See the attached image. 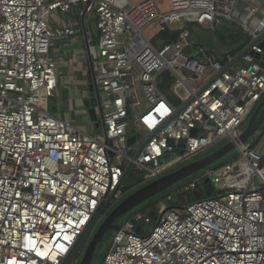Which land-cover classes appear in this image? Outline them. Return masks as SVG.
I'll use <instances>...</instances> for the list:
<instances>
[{"label":"built area","instance_id":"built-area-1","mask_svg":"<svg viewBox=\"0 0 264 264\" xmlns=\"http://www.w3.org/2000/svg\"><path fill=\"white\" fill-rule=\"evenodd\" d=\"M241 2L169 0L163 11L156 0H0V264H60L101 201L113 190L111 205L125 196L117 186L128 164L145 184L237 136L264 94V68L250 53L263 54L252 43L264 32V9L248 4L238 18ZM74 9L78 20L52 26L54 15ZM87 15L99 32L89 53L105 133L91 120L56 116L49 105L59 86L52 50L78 34ZM222 20L250 35L233 66L242 52L223 61L192 38L191 26L214 35ZM155 25L179 32L177 40L157 48L144 36ZM164 73L174 78L169 94L160 88ZM254 135L260 140L241 145L237 158L208 170L204 182L179 187L194 191V202L176 205L168 193L156 209L120 224L101 264H264V144L257 149L264 126ZM180 140L182 154L175 152ZM208 178L215 187L198 195ZM67 232L75 239L53 262L50 239Z\"/></svg>","mask_w":264,"mask_h":264},{"label":"water","instance_id":"water-1","mask_svg":"<svg viewBox=\"0 0 264 264\" xmlns=\"http://www.w3.org/2000/svg\"><path fill=\"white\" fill-rule=\"evenodd\" d=\"M192 38L194 39L196 45L202 47L204 52H215L219 56H224L227 51L220 46L214 35L212 33H203L198 29H194L192 33ZM252 45H257L263 50V54L258 52L250 51L251 54L255 55L257 60L261 61V67L264 68V32L259 35V37L252 43ZM251 46L248 48L250 49ZM89 49V48H88ZM247 51L242 52L235 58V60L230 64L233 66L241 60V58L246 54ZM91 61V69L94 77V91L96 94V101L98 104V112L95 107L89 109L90 119L95 123L96 127H102L105 133V127L103 125V111L101 108V96L99 88L95 83L94 67L92 62V57L89 53ZM194 58H202V52H196L193 56ZM195 77V76H194ZM264 124V98L258 103L257 107L253 111L250 119L247 122L245 128L240 131L234 139H229L227 142L222 144L219 148L212 152L201 155L196 159H191L178 165L177 168L170 170L164 175L148 182L142 184V186L135 188L125 196L115 205H111L112 196L115 190L111 191L100 203L97 210L93 214L91 220L85 227V229L78 236L76 242L71 247L68 254L61 260L60 264H72L77 262V264H94L95 256L98 247L101 245L105 237L120 228V221L127 216L130 212L136 208L147 203L151 199L160 195L161 193L178 186L180 183L193 177L200 171L206 170L214 165H216L221 160L227 158L235 149H238L241 145L245 144L254 133L259 130ZM196 129H193L191 134L196 135ZM136 137L132 136L129 138V143L135 142ZM149 138H145L140 144L137 151L134 153L136 157L140 151L143 149L145 144L148 142ZM169 146H174V140H168ZM185 140H180L175 152L182 154L184 152ZM130 154L132 151L129 152ZM109 156H113V151H109ZM176 156V154H175ZM168 156L165 157L167 159ZM132 170V163L128 164L124 170V174L120 180L117 189L120 188L125 179L128 177ZM206 183L210 182L208 178ZM201 190H204V186H199ZM196 200V194L194 191H187L185 193H179L175 198L176 205H181L184 203H191ZM108 211V212H107ZM107 214L104 216V214ZM151 216L154 212L150 213Z\"/></svg>","mask_w":264,"mask_h":264},{"label":"crops","instance_id":"crops-1","mask_svg":"<svg viewBox=\"0 0 264 264\" xmlns=\"http://www.w3.org/2000/svg\"><path fill=\"white\" fill-rule=\"evenodd\" d=\"M156 1L161 10L167 11L169 9V0ZM248 4L259 5L264 9V0H242L238 10V18L246 13L245 8ZM262 16V13H258L257 18ZM74 19H79L75 9L68 14L54 15L51 24L52 26L61 25ZM256 24L257 19L255 18L251 25ZM153 27H155V35L158 36V40L155 43L151 42V40L150 42L156 47L168 44L165 35H163L164 31H161L157 25L147 30ZM78 31L79 33L75 36L59 40L57 46L52 50L53 55L59 62V86L50 100L51 108L58 116L75 124L91 120L89 109L92 107H95L98 112L88 49L90 45L97 43L99 37L95 18L87 15L83 20H80ZM144 36L148 40L145 34Z\"/></svg>","mask_w":264,"mask_h":264},{"label":"rangeland","instance_id":"rangeland-1","mask_svg":"<svg viewBox=\"0 0 264 264\" xmlns=\"http://www.w3.org/2000/svg\"><path fill=\"white\" fill-rule=\"evenodd\" d=\"M149 30H150V31H149ZM149 30L145 31L144 34L147 36V38H148L149 41L151 40V42L155 43V42L158 40V39H157L158 36L155 35V34H156L155 27H153V28H151V29H149ZM157 48H161V47H157ZM243 64H244V62H243ZM167 93L169 94V90H168ZM263 98H264V94H263L262 97L260 98L259 102H260ZM50 100H51V98H50ZM50 100H49L50 109H51V111H52V113H53L54 115L58 116V115L56 114V112H54V111L52 110ZM259 102H258V103H259ZM258 103H257V105H258ZM257 105L255 106V108L257 107ZM255 108L253 109V111L255 110ZM253 111L247 116V118L244 120V122H243L241 125H239L238 128L235 130V132H234L235 135H237L240 131H242V130L245 128V126L247 125V122H248V120L250 119V117H251ZM263 126H264V124L262 125L261 128H263ZM261 128H260V129H261ZM132 132H133V131H132ZM138 138H140V136H138ZM228 140H229V139H227V138H223V139H221V140L215 141L214 144H212L210 147H207V148H206L203 152H201L200 154H197V155L193 156L192 159H196L197 157H199V156H201V155H204V154H207V153H209V152L214 151L215 149L219 148L222 144H224V143L227 142ZM258 140H260V138L257 137V136H255V135H253V136L248 140V143H249V142H253V143H254V142H257ZM263 144H264V140L262 139L261 142H260V144L257 146V149L260 150V149L262 148ZM238 154H239L238 149H235V150L230 154V157H227V159H226V160H228L227 162L231 161V160H229V159H231V158H233V157H236V158H237ZM224 161H225V160H224ZM224 161H221V162L218 163V164H219V165H220V164H223ZM227 162H225V163H227ZM234 164H239V162H235ZM216 166H218V165H216ZM216 166H215V167H216ZM177 167H178V166L174 167L173 169H175V168H177ZM212 168H213V167H210V168H208V169H206V170L200 171V172H198L197 174H195L193 177H191V178H189V179H186L185 181H183L182 183H180L178 186H175V187H173V188H171V189H169V190H167V191L161 193L160 195H158V196H156L155 198L151 199V200L148 201L147 203L143 204L142 206H140V207L136 208L135 210H133L132 212H130V213H129L127 216H125L121 221H123V222L126 221V220H127L132 214H134V213H136V212H139V211L144 212V211H148V210H154V209H156V206H157L158 200L164 198L168 193H173L174 196L177 197V195H179V192L177 191V190L179 189V187H181V186L187 184V183L190 182L191 180L200 179V181H198V184L204 182L205 179H204V177H202V176H203L205 173H207L208 170H210V169H212ZM134 175H135V176H134ZM138 180H139V181H138ZM134 181H135V182L138 181V184H139V183L141 184V177H140V174H139L138 172L136 173L135 171H132V173H130V174L128 175V177H127V178L125 179V181H124L123 186H124L125 190H126L127 187H129V188H130V191H131V190L133 191L134 188L137 186L136 184H134V183H135ZM204 185H206L207 188H209L210 186H214L212 180H211L209 183H206V182H205ZM214 187H215V186H214ZM128 191H129V190H128ZM128 191L126 190L125 193H127ZM201 194H202L203 196H207V195H209L208 192L201 193ZM107 212H108V211H107ZM107 212L104 214V216L107 214ZM121 221H120V222H121ZM151 228H152V226L149 225V229H151ZM113 232H114V231H113ZM113 232L109 233V234L105 237V239L102 241L101 245L98 247L97 252H96V256H95V260H94V264H101L102 261H103V257H104V255H105V253L108 252L109 249L111 248Z\"/></svg>","mask_w":264,"mask_h":264},{"label":"trees","instance_id":"trees-1","mask_svg":"<svg viewBox=\"0 0 264 264\" xmlns=\"http://www.w3.org/2000/svg\"><path fill=\"white\" fill-rule=\"evenodd\" d=\"M192 29V31L195 29L194 26L190 27ZM178 34L179 32H174V31H169V30H165L163 35H165L166 41L167 43H171V42H175L178 38ZM214 37L217 41V43L222 46L227 53L231 54V55H236L240 52H242L247 44L250 41V35L247 31H245L239 24H237L234 21L231 20H222L217 26H216V31L214 33ZM220 58L224 61L225 60V56H220ZM162 76L166 77V80L163 81L162 78L160 80V88L164 93H167L169 90V86L171 84V82H173V77L171 76L170 73H164L162 74ZM230 157V155L228 156ZM236 157H233L229 160H232ZM227 158L221 160L227 162L228 160H226ZM220 161V162H221ZM218 162V163H220ZM216 165H219V164ZM216 165L212 166L215 167ZM221 165V164H220ZM132 173V171L130 172ZM135 176V175H134ZM139 181V180H138ZM138 181L135 182L134 184H136L137 186L135 188H138L140 186H142V183L138 184ZM134 188V189H135ZM206 185L204 186V190H201L200 187H198V195H202L201 193H205L207 192L205 190ZM126 190L128 191L126 194L130 193V188L127 187ZM123 221L120 222V224H122Z\"/></svg>","mask_w":264,"mask_h":264},{"label":"bare ground","instance_id":"bare-ground-1","mask_svg":"<svg viewBox=\"0 0 264 264\" xmlns=\"http://www.w3.org/2000/svg\"><path fill=\"white\" fill-rule=\"evenodd\" d=\"M72 235L69 234V232L65 233L61 241H57V237L55 238L51 237V243H53V253L51 255V260L53 262H57L58 260H61V257L66 252V250L69 248L70 245H68V242L71 244L74 239L71 237ZM56 257H58L56 259ZM50 264V263H48Z\"/></svg>","mask_w":264,"mask_h":264}]
</instances>
